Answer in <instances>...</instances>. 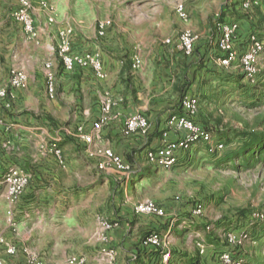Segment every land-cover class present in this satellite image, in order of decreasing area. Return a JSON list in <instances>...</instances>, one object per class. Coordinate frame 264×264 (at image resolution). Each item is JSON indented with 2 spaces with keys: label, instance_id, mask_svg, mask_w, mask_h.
Masks as SVG:
<instances>
[{
  "label": "rangeland",
  "instance_id": "obj_1",
  "mask_svg": "<svg viewBox=\"0 0 264 264\" xmlns=\"http://www.w3.org/2000/svg\"><path fill=\"white\" fill-rule=\"evenodd\" d=\"M254 1L245 9L242 0H34L39 32L36 37H29L14 17L19 0H0V70L7 72V80L0 87L8 86L12 68L36 74L41 68L46 72V63L52 61L57 89L58 74H69L64 72L58 52L59 31L71 27L75 33L72 45L76 50H97L104 56L129 61L140 54L145 68L143 76L147 78V82L140 81V89L147 93L153 86L162 84L165 108L180 110L184 96L179 91L182 73H178L174 62L179 52L166 40L172 41L182 28H190L200 39L215 43L220 35L217 23L235 19L240 21L244 34L255 33L264 42V0ZM42 2L48 3L51 12ZM179 3L188 10L187 21L176 14ZM50 15L53 21L48 20ZM102 19L112 21L104 35L98 33V21ZM237 46L240 53L246 48L245 43ZM213 47L218 51L213 57L219 63L222 53L217 46ZM201 48L197 43L192 54L198 61L196 75L204 71V80L209 82L206 89L213 94L200 113V121L212 132L213 141L196 143L170 168L154 166L146 156L132 160L127 152L120 154L131 164V172L113 171L114 182L100 181L94 185L92 172L96 166L87 147H81L74 135L57 126L47 132L40 130L37 136L40 155L55 154L56 148L63 154L59 143L67 135L63 141L69 156L80 154L81 162L88 168L78 171L82 174L79 180L75 173L71 174L80 190L68 202L69 207L59 209L54 217L53 210L46 211L44 222L53 230L50 243L39 235L30 241L20 240L10 226H4L11 209L1 213L0 231L9 245L16 247L15 254L2 255L3 258L12 264H26L35 255L47 264H70V257L85 254L88 264H98V252L104 253L110 244V240L104 243L99 239L96 223L102 216L116 222L115 227L126 219V228L133 238L132 247L139 251L145 250L141 244L149 234L159 233L160 245L143 244L148 253H154L152 264H160L165 252H171L172 264H223L224 252L243 259V264H264V151L257 148L247 154L244 150L252 134L264 135V53L258 74L248 78L238 62L227 66L219 63L222 67L215 61L209 64ZM213 79L216 81L211 82ZM71 113L68 125L77 129L83 120ZM76 129L70 131L73 133ZM247 132L250 135H245ZM217 143L223 147L215 149ZM230 156L233 158L228 160ZM69 164L68 170L76 172L77 163L70 161ZM55 196L60 198L61 193ZM146 199L164 206L166 215L134 214V205ZM197 202L204 207L201 215L193 214ZM75 205L81 206L77 210L69 209ZM77 214L82 215L79 220ZM229 232H244L247 238L242 245L234 246L227 240ZM202 246L204 253L200 252ZM124 257L123 254L121 260Z\"/></svg>",
  "mask_w": 264,
  "mask_h": 264
},
{
  "label": "crops",
  "instance_id": "obj_2",
  "mask_svg": "<svg viewBox=\"0 0 264 264\" xmlns=\"http://www.w3.org/2000/svg\"><path fill=\"white\" fill-rule=\"evenodd\" d=\"M183 29L178 32L177 38L172 39L170 43L171 47L179 52V57L174 61L178 67V73H182V77L179 76V91L184 96L192 95L199 98V111L196 121L203 124L200 121V113L204 111L207 105L206 102H209L213 93L206 89L209 82L204 80V71H200L199 76L196 75L198 69V61L194 59L196 55L187 56L176 47L179 34ZM217 42L218 40L213 43L211 40L207 41L206 39H199L197 42L201 45V50L206 53L205 58L209 64H212L213 61L218 63L213 57V54L217 51L213 46L218 47ZM100 53L107 72L105 79L97 78L92 71L87 69H78L67 75L58 74L57 89L52 97L47 90L45 70L41 68V71L36 74L26 71L29 76V86L26 89H13V94L10 97L13 105L10 108L5 109L0 105V117L9 126V130H0V178L3 177V173L12 167L24 169L30 177L25 191L13 203H10L7 199L5 185L0 184L2 191V193L0 192V216L1 213L8 212L10 209L13 211L15 224L10 225L8 216H6L4 226H10L20 240L30 241V239H36L39 235L45 242L47 240L48 243L52 241V237L49 236L52 235L53 230L48 223H45L46 221L44 222L46 211L53 210L52 217H54L56 211L69 207L68 202L74 196H78L80 190L78 182L73 179L74 177L71 174L75 173L76 180H79L82 174L80 175L78 171L84 172L85 166L88 168V165L81 162L80 154L76 153V158L69 156L65 148L66 143L63 141L67 138V135H64L63 140L59 143L63 148L64 165L59 162L57 156L52 152L40 155L38 153L40 149L38 146L41 145L40 139L37 140L40 130L41 133L47 132L54 130L56 126L65 131L75 130L76 127H69L70 124L68 125V117L73 111L71 114H74L75 118L83 120L82 124L85 125V132L93 133L92 125L100 114L105 96L109 94L115 101V105L111 119L102 128L101 139L95 140L93 143H85L79 136L74 135L76 140L80 142L81 147L95 148L98 145H105L112 147L118 154L127 152L132 160H136L146 156L149 149L160 147L164 142L165 132L166 138L172 140L182 137L185 133L184 131L167 128L169 117L176 113L182 114L183 110L181 104V109L177 111L165 108V89L162 84L152 85L154 89H149L147 93L140 89V81L144 79V82H147L146 76H143L144 67L134 70L132 69V60L104 56L103 52ZM218 67L222 66L219 64ZM6 80L7 72L4 73L0 70V85H3ZM215 81V79L211 80V82ZM136 113H142L149 119L151 123L150 133L126 137L122 133L124 121ZM184 153L179 152V162ZM91 160L95 161L96 166L95 171H91L94 185L99 184L100 181L110 182V180H113L112 182H114L112 175L115 174L112 173L113 171L100 169L97 158H91ZM70 161L77 163L76 172L68 170ZM70 178H72V181H70ZM59 192L61 196L57 199L55 195ZM78 206L75 205V207L69 209L77 210ZM76 217L79 220L82 215L77 214ZM2 219H4L3 216ZM102 219L112 221L109 218L99 216L96 223L98 233L102 229ZM118 226L108 232V240L103 242L109 243L110 240L109 249L104 253L99 251L96 262L98 264H108L109 255L107 252L113 250L117 264H152V261H154V255L152 254L154 253H148L146 246L141 244L142 248L145 247V250L140 251L132 247L133 238L130 237L129 230L126 228V219H123L120 226ZM187 226H191V224ZM0 237H3L9 245L2 231H0ZM119 243H123L125 248L122 245L120 247ZM0 247L3 248L0 250V256L6 255L5 244L0 243ZM167 253H169V258L167 260L162 259L160 264H172V260H170L171 252H165L164 254ZM123 254L125 257L121 260ZM79 256H84L86 264L89 263V259L85 254Z\"/></svg>",
  "mask_w": 264,
  "mask_h": 264
},
{
  "label": "built area",
  "instance_id": "obj_3",
  "mask_svg": "<svg viewBox=\"0 0 264 264\" xmlns=\"http://www.w3.org/2000/svg\"><path fill=\"white\" fill-rule=\"evenodd\" d=\"M254 0H242V6L245 9H249ZM43 7H46L50 12V7L47 2L41 3ZM175 11L179 19L187 21L189 19V13L183 3H179L175 7ZM35 5L34 0H19V6L14 13L15 19L22 25L24 32L29 37H36L39 32V28L36 26L34 18ZM49 21H53L52 15L48 18ZM111 19H102L98 21V33L104 35L107 28L111 25ZM220 35L218 38V48L222 55L219 58L221 65H229L232 62H238L241 71L248 78L255 77L259 72V66L261 57L264 53V42L255 34H244L242 32V26L239 20H222L217 23ZM60 43L58 52L63 63V69L66 73L74 72L78 69H87L94 73L99 79H105L107 72L104 66L102 54L95 50H76L72 45L73 37L75 33L71 27L62 28L59 31ZM200 39V35L190 28H184L178 37L176 47L185 55L190 56L195 51V46ZM166 42L170 43L171 39H167ZM238 43H245V50L243 52L238 51ZM143 66V59L140 54H135L132 59V69L139 70ZM46 86L50 96H54L56 92L55 81L56 76L53 71V62L46 63ZM29 85V77L24 69L12 68L9 73L8 86L0 87V103L4 107L10 108V97L13 92L12 89H25ZM199 98L197 96L185 95L182 99V114H173L167 120V128L177 131H184V135L177 139H167L166 132L164 133L163 144L154 149H149L146 153L147 160L150 164L170 168L179 162V152H185L191 149L196 143L204 142L211 143L213 141L212 132L203 124L196 121V116L199 111ZM115 105V101L107 94L102 102L101 110L98 118L92 125L93 133L85 132V125L80 124L75 132L66 131L69 134L79 136L85 143H93L95 140L101 139V131L104 125L111 119L112 110ZM9 130V126L0 117V130ZM151 123L149 119L142 113H136L131 117L125 119L122 133L126 137H131L136 134L147 135L150 133ZM222 143L214 145L215 149H221ZM89 156L98 159V167L102 170L117 171L121 173H130L131 164L120 154L116 153L112 147L105 145H98L95 148H86ZM55 154L59 162L64 165L65 160L62 156V152L59 148H56ZM30 177L27 172L20 167L10 168L0 178V184H4L6 188V196L10 203H13L18 196H20L29 184ZM179 199V197H178ZM204 207L199 202L193 206V214L201 215ZM134 212L137 215H154L157 217H163L166 215V209L164 206L152 199H146L138 201L134 205ZM255 216L263 217L259 213H255ZM8 222L10 225H14L15 221L12 217V211H9ZM116 222L102 219V229L99 232V239L101 241L108 240V232L115 228ZM208 229L211 226H207ZM227 240L234 246H240L247 238V234L244 232L235 233L229 232L226 235ZM161 242V236L157 232L149 234L143 241L144 245L158 246ZM0 243L5 244V250L7 254L13 255L16 253V247L13 245H7L5 239L0 237ZM201 253L205 252V248L202 246ZM108 264H117L114 258V251L109 250ZM165 260L169 258V253L165 255ZM223 264H243V259L237 258L230 252H224L221 255ZM70 264H86V258L84 256L74 255L70 257ZM0 264H12L5 258L0 256ZM26 264H47L41 258L32 255L27 260Z\"/></svg>",
  "mask_w": 264,
  "mask_h": 264
},
{
  "label": "trees",
  "instance_id": "obj_4",
  "mask_svg": "<svg viewBox=\"0 0 264 264\" xmlns=\"http://www.w3.org/2000/svg\"><path fill=\"white\" fill-rule=\"evenodd\" d=\"M245 135H250V133H245ZM259 148L264 151V135L252 134L251 139L245 144L244 150H247V154L255 152V149ZM233 157H228L231 160Z\"/></svg>",
  "mask_w": 264,
  "mask_h": 264
}]
</instances>
